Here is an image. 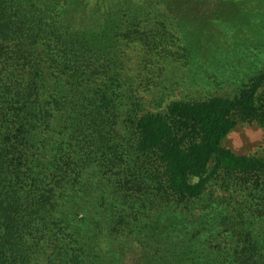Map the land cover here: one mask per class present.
<instances>
[{
  "label": "trees",
  "instance_id": "16d2710c",
  "mask_svg": "<svg viewBox=\"0 0 264 264\" xmlns=\"http://www.w3.org/2000/svg\"><path fill=\"white\" fill-rule=\"evenodd\" d=\"M133 51L182 97L145 110ZM240 122L264 128V0H0V264H264Z\"/></svg>",
  "mask_w": 264,
  "mask_h": 264
},
{
  "label": "rangeland",
  "instance_id": "374dc122",
  "mask_svg": "<svg viewBox=\"0 0 264 264\" xmlns=\"http://www.w3.org/2000/svg\"><path fill=\"white\" fill-rule=\"evenodd\" d=\"M131 60L127 62V78L126 82L131 86V90L142 100V107L147 111L159 112L166 108V105L179 97L181 91L177 89H171L169 84H164V86H159L158 89H154L153 86H149L148 81L143 77L139 79V70L136 69V63L138 61L137 54L133 51L130 55ZM233 61V58L229 59ZM249 64H252L248 60ZM233 63H231L232 65ZM208 67L211 69V73H216L211 63H208ZM244 70V69H243ZM240 73L246 76L250 74L246 69ZM251 76V75H250ZM195 79L196 77H201L200 75H192ZM192 79V78H191ZM223 86L216 90L219 95L233 96L238 86L232 83ZM129 90V89H128ZM186 94V93H185ZM191 95H194L191 93ZM225 145L232 149L237 154H254L256 152L264 150V128L260 127L257 123H245L240 122L237 128L231 133L225 142ZM132 259L134 256L132 255ZM130 259V262L132 261Z\"/></svg>",
  "mask_w": 264,
  "mask_h": 264
}]
</instances>
